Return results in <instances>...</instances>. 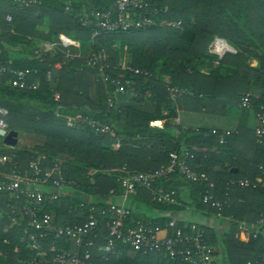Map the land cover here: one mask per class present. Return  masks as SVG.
Wrapping results in <instances>:
<instances>
[{
    "label": "trees",
    "instance_id": "1",
    "mask_svg": "<svg viewBox=\"0 0 264 264\" xmlns=\"http://www.w3.org/2000/svg\"><path fill=\"white\" fill-rule=\"evenodd\" d=\"M149 2V15L157 24L127 32H101L98 36H93L99 30L96 14L116 11V0H38V3L29 6L4 1L0 5L1 59L13 60L14 66L28 70L29 85L39 82L35 88H20L12 85V75H0V106L9 111L6 117L9 129L46 138L45 143L36 146L37 151L44 155L40 159L44 169L51 168L56 162L61 165L71 194L46 205L45 211L55 214L56 224L84 222L90 217L89 205L83 210L79 206L83 194H87L85 200L92 204L106 205L110 190L122 189L118 179L124 175V165L133 171L148 172L168 164L170 154L182 147L192 150L193 144L207 147L216 145L222 154L228 143L238 140L239 136L233 135L226 138V143H220L219 137L214 134L179 131V126L172 120L175 103L167 85L195 91H224L238 99L251 93L255 99L256 95L259 96L258 102L264 101V0ZM8 14L12 15V21H7ZM162 18L170 21L180 19V24L178 27L161 28L159 24ZM83 21L88 23L84 24ZM61 34L79 41L80 46L90 42L85 56L65 57L56 49L52 53H36L40 43H52ZM215 36L227 39L237 52H228L221 59L209 52V44ZM117 42L120 44L115 46ZM99 48H104L108 53L107 72L112 76L116 77L121 71L119 63L123 55L127 57V64L151 73V76L133 77L128 73L127 77L136 81V99L150 100L156 106L155 113L130 106H109L114 86L110 82L105 84L99 68L87 62L90 50ZM250 58L257 59L258 65L251 66L248 63ZM216 59L219 62L213 67ZM58 63L61 66L58 67ZM204 67H209L211 73L201 72ZM222 69L230 71L229 76L216 73ZM167 76L170 78L166 80ZM57 92L61 94L59 101L55 100ZM59 105L62 108L58 112ZM164 110L168 111L167 115L163 114ZM78 113L110 124L115 128L116 136L96 133L88 123L69 126L68 117ZM154 119H166V123L162 128L151 126L150 121ZM118 140L121 145L115 149L113 144ZM0 141V153L15 154L22 171L29 168L32 160L40 158L28 149L16 150L6 146L2 137ZM256 143L253 159L246 165L237 154L238 166L245 165L247 169L239 177L255 178L261 174L259 164L264 163V145ZM159 145L164 148L157 151ZM61 153L72 154L76 159L60 160L58 156ZM196 155L193 164L197 170L208 173L215 182L212 191L224 204L222 215L230 217L223 239L225 249L219 247L216 250L219 260L214 263L264 264V233L260 230L257 238L251 236L244 241L240 238L239 229L245 215L250 225L264 216V190L237 186L228 189V181L238 177L239 172H232L233 166L226 167L225 171L212 170L221 157L214 153L208 157L201 152H196ZM176 174L180 173L174 172L169 179H161V185L173 188L168 180ZM189 182L199 195L208 188L205 184ZM226 197L228 200L225 202ZM129 199L127 206L131 214L125 221L128 226L139 219L166 226L178 208V204L154 200L147 188H139ZM24 200L22 197L9 201L6 193L0 195V207L3 209L0 210V264H26L25 259L36 255V251L29 247L30 241L23 227L13 222L14 216L19 217L23 213ZM199 200V207L218 212L204 204L201 196ZM12 206L15 207L14 212ZM156 212H160V215L157 216ZM97 216L101 219L99 214ZM180 223L183 224L182 221ZM31 232L37 231L31 228ZM205 232L206 242L216 245L212 229L206 228ZM102 233H106L105 228ZM21 238H24L23 242H20ZM103 242L101 238L99 243ZM17 247H22V250H17ZM119 247L120 250L111 254L108 260L98 256L95 263L184 264L153 253L134 252L129 255V247L121 243ZM216 254L213 253V260Z\"/></svg>",
    "mask_w": 264,
    "mask_h": 264
},
{
    "label": "built area",
    "instance_id": "2",
    "mask_svg": "<svg viewBox=\"0 0 264 264\" xmlns=\"http://www.w3.org/2000/svg\"><path fill=\"white\" fill-rule=\"evenodd\" d=\"M4 1L16 2L25 6L38 3V0H0V5ZM149 4V0H116V11L96 14V25L99 30H96L93 36H98L101 32H127L157 24V21L149 15ZM6 19L12 21V15L8 14ZM83 23L87 24L88 21H83ZM179 24L173 23L172 25L178 26ZM213 43L210 52L218 55L220 59L228 52H237V49L223 37L215 36ZM55 49L53 43L42 42L36 53L39 55L44 52L52 53ZM108 59V53L104 48L91 49L87 62L99 68L105 84L110 82L114 86L113 96L109 97L108 101L109 106L114 107L117 105L116 94L131 92L135 96L138 95L134 88L136 81L134 78L127 77L128 73L132 77L151 76V73L121 62L119 63L121 71L115 77L107 72ZM57 66H61V63ZM6 73L12 75L13 86L20 88L38 86L37 81L29 85L28 70L14 66L13 60L4 61L0 57V75ZM50 77L51 73L48 74L49 79ZM167 90L174 103L180 94L187 91L186 88L173 85H167ZM60 99L61 94L57 92L55 100ZM240 102L243 106L255 108L259 121L255 129L256 138L257 142L264 145V101L255 102L253 95L246 93L241 97ZM61 108L62 106L59 105L57 111L59 112ZM8 114V109L0 106V129L9 130L6 121ZM68 120L75 123H88L96 133L116 136L115 128L93 116L78 113L68 117ZM155 122L157 120H151L150 125L163 127L162 121L159 124ZM212 133L217 134L218 131L212 130ZM231 134V131L225 130L220 137V143H225V137ZM120 145L119 140L113 144L115 147H120ZM196 156L193 148L190 150L182 147L179 151L175 150L170 154L168 164L152 171H133L124 165L122 167L124 175L118 179L121 191L113 188L109 192L110 197L119 196L122 202L109 201L106 205L99 206L82 198L79 206L83 210L86 205H89L90 217L84 222L59 225L54 223L55 214L52 211H45V208L46 205L71 194V191H68L61 165L56 162L51 168L44 169L40 164L41 158H38L30 162L27 170L22 171L15 154L0 153V195L6 193L9 201L22 197L25 199L23 213L19 217L14 216L13 222L23 227L24 233L29 238L31 249L36 251L35 256L25 259L26 264H96L95 259L98 256L108 260L111 254L118 252L120 243L132 251L158 254L173 262L214 264V248L206 242L205 229L197 223L190 222L182 225L175 218H171L166 226L141 219L129 226L125 223L131 214L127 206L128 198L136 194L139 188L149 189L153 199L160 203H179L177 191L173 188H165L160 182L161 179L168 178L174 172L180 173L188 181L208 186L200 192L201 200L207 206L217 209L218 215H222L224 204L221 198L212 191L215 182L208 173L197 170L193 164ZM259 169L264 171V164H260ZM227 185L228 189L237 186L264 190V177L231 178ZM75 192L77 193L76 190ZM227 200L226 197L224 201ZM12 208L14 212L15 207L12 206ZM0 210H2L1 207ZM98 214L101 219L98 218ZM100 220L105 222L101 223ZM262 226H264V216L254 225L242 223L239 228L246 237L257 238ZM31 228L37 232H31ZM103 228L106 229L105 234L102 233ZM101 238L104 240L103 243H99ZM43 241L47 243L44 244ZM73 244L78 246V250L72 247Z\"/></svg>",
    "mask_w": 264,
    "mask_h": 264
},
{
    "label": "crops",
    "instance_id": "3",
    "mask_svg": "<svg viewBox=\"0 0 264 264\" xmlns=\"http://www.w3.org/2000/svg\"><path fill=\"white\" fill-rule=\"evenodd\" d=\"M70 42V38L61 34L55 37L52 43L55 45L56 51H59L65 57H84L85 54L79 50V46H73ZM214 62L216 63L212 65L213 67L218 64L219 60L216 59ZM248 63L253 67L258 65V61L255 58H250ZM201 72L210 74L211 70L209 67H204L201 69ZM216 73L219 76H229L230 71L222 69ZM169 78L170 76H167L165 79L167 80ZM115 97L117 99V105L119 106H130L133 109L150 113L156 112V106L154 103H152L150 100L136 99L138 97L133 95L131 92L118 93ZM253 99L255 102H258L257 99H259V96L256 95V99L255 97ZM174 108L175 116L172 120H174L175 124L179 126V131L184 130L213 134L212 130H217L218 133L214 135H217L219 140L225 130L232 132V134L229 136H239L235 143H228V146L223 148L224 153L222 154H220L221 149L216 145L212 147L198 144L191 145L192 148L197 150L196 152L205 153L206 157L213 153L215 156H221L219 157V161L213 165L212 170L225 171L226 167L229 168L233 166L231 171L234 173L239 172L238 177L247 171L245 165L253 159L255 149L257 147L255 129L259 125V121L256 117V110L254 107L243 106L240 102V99H238L236 96H230L224 91L217 93L216 91L211 90L195 91L188 88L185 93H182L177 97ZM167 113V110L163 111V114L167 115ZM154 120L162 121L163 126L166 123V119ZM229 136H226L225 140H227L226 138ZM20 138L21 133H19L18 142ZM114 148L117 149L119 147L114 146ZM163 148V145H159V150L157 151H160ZM237 154L243 158L240 161L245 164L244 166H238L239 163L236 162ZM216 160H218V158H216ZM257 176L264 177V171H262L261 174ZM168 181L171 183L173 189L177 191V195H179V203L177 205L178 208L172 218L177 219L179 222L182 221L183 224L190 222L197 223L205 230L206 228L212 229L216 236V245L212 243V246L215 250L214 253L216 254V250H218L219 247L225 249L223 239L226 232L228 231L230 217L218 215V213L213 212L211 209L199 207L198 203L200 201V195L196 194L194 191V185L191 182L186 181L184 176L181 174L174 175ZM130 200L131 199L128 198L127 204ZM109 201L120 203L122 202V198L119 196H109L108 202ZM156 213L157 216L160 215V212ZM247 217L248 216L245 215L243 221L240 223H246L247 225H250L247 221ZM261 231L264 233V226L261 227ZM240 238L244 241L248 240V238L242 234L241 230ZM72 247L75 250H78L77 245L73 244ZM134 252L135 251L129 250L127 253L129 255H133ZM214 258L216 259L213 261L217 262V259L219 260L217 254Z\"/></svg>",
    "mask_w": 264,
    "mask_h": 264
},
{
    "label": "rangeland",
    "instance_id": "4",
    "mask_svg": "<svg viewBox=\"0 0 264 264\" xmlns=\"http://www.w3.org/2000/svg\"><path fill=\"white\" fill-rule=\"evenodd\" d=\"M179 21H180V19H176V21H170L167 18H162L161 19V23L159 25H160L161 28L164 27V26H169V27L170 26H173V27H176V26H174L172 24L173 23L179 24ZM70 40H74V39L70 38ZM213 40L209 44V52H210V48L214 44L213 43ZM89 43L84 42L82 44V46L79 47V50L81 52H83V53H87L88 50H89V47H90V44ZM119 44L120 43L117 42V43H115V46H117ZM15 55H18V54H15ZM126 60H127V57L125 55H123L121 62L125 63ZM214 63H216V62L213 61V64ZM74 124H76V123L75 122H72V120H70V121L68 120V125L69 126H73ZM45 139H46L45 137H42V136H39V135L30 133V132H26V131L25 132H21V138L19 139L18 144L15 145L13 148H16V150L28 149V151H33L34 153H37L40 158H43L44 155L41 154V153H39V151H37L36 146H39V145H42L43 143H45ZM3 140H4V138H3ZM1 144H2V142L0 141V145ZM194 150L197 151L196 149H194ZM58 157L60 158V160H64V161H67V160H75L76 159L75 156H73L72 154H69V153H61V154H59ZM71 190H73V189H71ZM68 191H70V190H68ZM80 194H82V192H80ZM87 197H88L87 194H83L81 198L87 199ZM246 238H248V237H246ZM23 240H24V238H21V241L20 242H23ZM29 247H30V244H29ZM17 250H20L21 251L22 250V247H17ZM115 258L118 260V257H115ZM154 262H156V261H154Z\"/></svg>",
    "mask_w": 264,
    "mask_h": 264
},
{
    "label": "water",
    "instance_id": "5",
    "mask_svg": "<svg viewBox=\"0 0 264 264\" xmlns=\"http://www.w3.org/2000/svg\"><path fill=\"white\" fill-rule=\"evenodd\" d=\"M218 39V38H217ZM71 45L80 46L77 40H71ZM19 132L15 129H0V137L4 138V143L7 146L14 147L18 143Z\"/></svg>",
    "mask_w": 264,
    "mask_h": 264
},
{
    "label": "bare ground",
    "instance_id": "6",
    "mask_svg": "<svg viewBox=\"0 0 264 264\" xmlns=\"http://www.w3.org/2000/svg\"><path fill=\"white\" fill-rule=\"evenodd\" d=\"M156 124H159L160 123V121H157V122H155Z\"/></svg>",
    "mask_w": 264,
    "mask_h": 264
}]
</instances>
